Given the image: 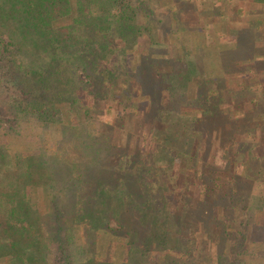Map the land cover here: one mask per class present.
Returning <instances> with one entry per match:
<instances>
[{
    "label": "trees",
    "instance_id": "16d2710c",
    "mask_svg": "<svg viewBox=\"0 0 264 264\" xmlns=\"http://www.w3.org/2000/svg\"><path fill=\"white\" fill-rule=\"evenodd\" d=\"M138 9L134 0H0V264H264L257 242L264 196L253 193L254 183L264 182V159L253 147L221 146L236 129L232 105L221 103L222 113L212 106L166 110L182 81L200 68L211 72L181 61L185 68L173 63L172 72L160 73L154 60L133 54L131 46L153 28L152 20L146 28L137 23ZM177 69L183 77L174 82ZM153 70L169 99L154 101L150 127L160 134L150 151L136 133L119 141L126 108L138 97V85L127 94L130 86L140 76L149 81ZM99 111L113 115V124L105 119L97 133ZM219 127L216 150L233 167L245 159L244 174L197 178L201 189L192 198L189 174H197L198 153L219 138ZM246 201L254 208L239 210ZM205 221L210 233L200 230Z\"/></svg>",
    "mask_w": 264,
    "mask_h": 264
},
{
    "label": "rangeland",
    "instance_id": "374dc122",
    "mask_svg": "<svg viewBox=\"0 0 264 264\" xmlns=\"http://www.w3.org/2000/svg\"><path fill=\"white\" fill-rule=\"evenodd\" d=\"M134 2L139 5L138 13L136 15L137 23L140 24V26L145 27L146 24H149L148 21L152 20L153 22L151 26H153V28L149 29L150 27H147V29L144 30L145 36L147 38L144 37L141 39V42L139 41L138 45L135 44L131 46V51L133 54H136L139 57L140 54L144 53L150 58L149 59L146 57L148 60H154V64L157 65L155 70H158L160 73L172 72L173 63H176L177 66L179 65L178 67L184 68L185 63L188 67L189 64L195 63L199 65L198 68H200V65H203L207 68V72L208 70H210L209 72H211L209 74H206L205 71L200 68L199 74H193L189 77L188 80L182 81V88L179 90V93H177L173 97L169 96L173 98V106L169 109V105H167L166 110H190L191 112L195 113V110H203L209 106L215 108L214 110H221V103H225V108L230 105L234 107V104L238 103L243 106L245 110H257L256 108H254V103L260 100V98H258L259 95H255V93L253 94V91L251 93V90H254L255 88H253L255 84L252 83L248 84L247 86V84L244 83L241 88L240 84H236V80L241 78V74L243 73L242 70H246V72L249 74L250 70H252L251 64L247 65V68H244V66H238L239 64L237 65L235 61V56L239 55L238 51L222 52L221 49L220 51L215 50V47L217 48L218 46L224 45L227 38L224 32H219L220 30L217 28L215 29L213 27V24L208 22L207 20V17L217 14L216 12L211 10L214 6H216V4L211 6L210 0H134ZM230 21L234 23V15H231ZM169 33L171 34L170 36H168ZM149 34L152 36V42L148 40ZM168 44L173 45L174 52L179 51L181 52V54H183L180 56V59L172 58V56L174 57V55L172 52H170L171 50ZM211 44L212 48H210ZM203 47H205L207 51L204 50ZM181 61L185 63L182 64ZM129 62L131 61L129 60ZM181 70L182 69H177V71L175 70L176 73L174 76V82L182 79L183 75L181 74L183 71ZM236 70H238L239 75L236 74ZM160 73L157 74L153 70L154 77H149L151 78L149 81L144 80L147 79L146 77L140 76L137 79V82L131 84L130 90L127 94H133L131 89L134 85H138L137 87L139 88V92L136 94L138 95V97H135L131 101L132 103H130L128 108H126L127 111L125 113L124 128L122 129V134L119 141L120 144H123L125 142L126 134L131 132L136 133L140 137V144L142 148L150 151L154 150V147L156 145V143L154 142L156 141L155 139L158 138L160 130H158L157 128L155 130L154 127L151 128L152 126L150 123L155 118L153 107L156 108L155 102L163 103L169 99V86L167 87L166 85L165 88V82H161L160 80L156 82L157 78H162ZM80 76L83 80L87 81V78L84 76V74L80 73ZM215 80L217 82H215ZM151 84L154 85L153 88ZM256 85V92H264L263 84ZM214 86H217L218 89L220 88L219 92L216 90L217 95H212L208 92L209 88H213ZM237 94L239 96V99H235ZM51 95L54 97L56 96L55 93H51ZM90 101H93L91 97H89L88 99V102ZM262 101L264 102V100ZM131 104L133 105L131 106ZM214 105H216L217 107H214ZM118 107L119 106L116 105L111 110L116 113L118 112V110H121ZM112 116L113 115L109 114L105 115L102 111H99V114L98 112L95 113L93 124L94 131L98 133L99 129H102L105 119L107 122H111L113 124ZM161 121L162 120H160L159 122ZM27 130L30 129L28 128ZM243 133L245 132H242V134ZM25 134L27 133L25 132ZM193 136L197 135L193 134ZM210 138L206 141L208 149L206 151L198 153L200 164L197 174L191 172L189 176L192 177V180L190 181L188 179L189 185H185V187H187L186 189L189 188V190H191L192 198L198 197L200 193L199 190L201 189V180L197 178H204L206 177L205 175H212L213 173V175H215L217 178L227 181L228 179H233L235 175L244 174L241 162L245 159H242L241 156L234 157L232 160H236L235 158H238V160H242L238 164V166L233 167L231 163L227 162V157L224 155V151L221 149L216 150L218 143L220 145L219 138L213 136L211 138V144H209L208 141L210 140ZM197 140L198 141L196 142V144L191 148L193 152H195L194 147L197 145V143L198 146H200L201 139ZM88 142H91V140H88ZM221 146L225 147V149H231L229 143H227L226 145L221 144ZM156 147H158V145ZM181 148L182 147H180V149ZM242 148V152H245L248 151V149H250L251 147L242 146ZM237 149L238 148L235 147L232 150L236 151ZM253 149L254 151L264 152V147H253ZM238 153L239 155L242 154L241 152ZM254 156L256 158L261 157L256 153H254ZM178 157H181L180 153L176 154L177 165L175 164V172L177 174L181 171L180 164L178 163ZM214 164L215 166L219 165L220 167L214 168ZM250 166L252 170L251 174L255 173L254 175H257L261 171L259 161H252ZM262 171L264 172V167H262ZM262 178V181H264V173ZM253 193L256 194L255 197L257 198H259V196H264V182L256 181L253 186ZM194 208V212L199 214L200 207L196 206ZM241 208H243V210L247 208L252 209L254 208V202H242L240 203V208L238 209L240 210ZM210 229L211 225L208 224L207 221H205L204 224H202L200 227V230L202 232L206 231L207 233H210ZM257 242H259L260 245L264 246V233L260 232ZM213 249L214 248H212V250Z\"/></svg>",
    "mask_w": 264,
    "mask_h": 264
},
{
    "label": "crops",
    "instance_id": "0c3cea01",
    "mask_svg": "<svg viewBox=\"0 0 264 264\" xmlns=\"http://www.w3.org/2000/svg\"><path fill=\"white\" fill-rule=\"evenodd\" d=\"M210 2L211 6L216 4L211 10L217 14L207 17V20L213 24L215 29H219V32H224L227 36L224 45L215 47V50L238 51V57L235 56L236 64L244 66V68L251 64L252 70L249 74L246 70H242L241 78L236 80V84H240V88L244 83L247 86L255 84L253 88H257L256 84H263L264 88V0H210ZM231 15H234V23L230 21ZM203 48L206 50L205 47ZM210 48H212V44ZM236 74L239 75L238 70H236ZM255 88L251 90V93L253 91V94L259 95L260 100L254 103V108L257 110H245L238 103H235V107L228 108L236 126L233 137L232 133H227L224 137L229 144L234 142L236 146L264 147V132H262L264 130V102L262 101L264 92L259 91L258 93ZM235 99H239L238 94ZM219 112L222 113L224 110ZM247 115H249L248 120H251L249 122ZM239 124H241L240 129L237 127ZM221 130L222 128L219 127V140L222 138ZM242 132L245 133L242 134ZM254 153L264 157V152L254 151Z\"/></svg>",
    "mask_w": 264,
    "mask_h": 264
}]
</instances>
